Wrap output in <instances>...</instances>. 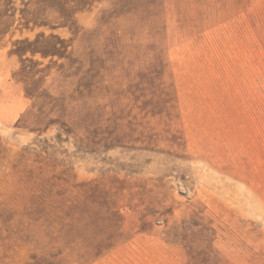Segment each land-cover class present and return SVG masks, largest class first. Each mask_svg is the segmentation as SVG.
Here are the masks:
<instances>
[{
	"label": "rangeland",
	"instance_id": "1",
	"mask_svg": "<svg viewBox=\"0 0 264 264\" xmlns=\"http://www.w3.org/2000/svg\"><path fill=\"white\" fill-rule=\"evenodd\" d=\"M84 2L0 0V264H264V0Z\"/></svg>",
	"mask_w": 264,
	"mask_h": 264
},
{
	"label": "trees",
	"instance_id": "2",
	"mask_svg": "<svg viewBox=\"0 0 264 264\" xmlns=\"http://www.w3.org/2000/svg\"><path fill=\"white\" fill-rule=\"evenodd\" d=\"M54 2H58L60 4L61 10L60 13V19H62L64 26H71L74 23L75 16L79 12V10L82 9L85 2L84 0H67L66 2H61L57 0H52ZM28 13V12H27ZM32 18H25L27 24H35L37 25L36 20H31Z\"/></svg>",
	"mask_w": 264,
	"mask_h": 264
}]
</instances>
